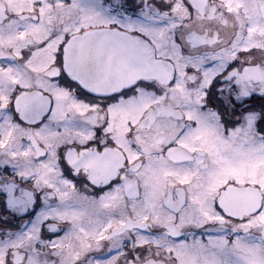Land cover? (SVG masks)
Listing matches in <instances>:
<instances>
[{
    "label": "snow or ice",
    "instance_id": "1",
    "mask_svg": "<svg viewBox=\"0 0 264 264\" xmlns=\"http://www.w3.org/2000/svg\"><path fill=\"white\" fill-rule=\"evenodd\" d=\"M0 264H264V0H0Z\"/></svg>",
    "mask_w": 264,
    "mask_h": 264
}]
</instances>
